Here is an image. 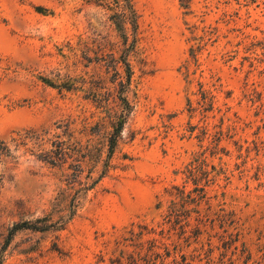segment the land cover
Masks as SVG:
<instances>
[{"label":"rangeland","instance_id":"374dc122","mask_svg":"<svg viewBox=\"0 0 264 264\" xmlns=\"http://www.w3.org/2000/svg\"><path fill=\"white\" fill-rule=\"evenodd\" d=\"M130 4L0 0V264H264V0Z\"/></svg>","mask_w":264,"mask_h":264},{"label":"trees","instance_id":"16d2710c","mask_svg":"<svg viewBox=\"0 0 264 264\" xmlns=\"http://www.w3.org/2000/svg\"><path fill=\"white\" fill-rule=\"evenodd\" d=\"M126 1H127L128 8L130 10H132L130 0H126ZM181 3H182L181 5H183V7H188L189 0H181ZM129 78H130V73L128 72V80H129ZM174 209H175V201L171 200V205L169 206V214L171 211H174ZM30 227H32V226H29V224H27V222H23L21 224H15L13 226V228L10 230L9 237L13 234V232H15L18 229L30 228Z\"/></svg>","mask_w":264,"mask_h":264}]
</instances>
